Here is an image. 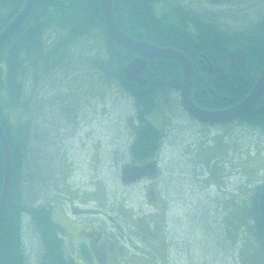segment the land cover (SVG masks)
Wrapping results in <instances>:
<instances>
[{
	"label": "trees",
	"instance_id": "trees-1",
	"mask_svg": "<svg viewBox=\"0 0 264 264\" xmlns=\"http://www.w3.org/2000/svg\"><path fill=\"white\" fill-rule=\"evenodd\" d=\"M23 1L0 0V30L15 13L20 11ZM111 1L113 18L125 34L159 47L177 48L188 55L193 64V87L199 93L197 97H194L198 104L213 107L221 103L210 96L207 87L201 84L205 79L207 83L212 81L215 85L207 84L208 87L213 90L220 88L232 98L230 103L224 106L237 104L249 93L254 85L256 74L264 66V9L262 8L251 15L254 21L246 24V27L228 31L217 26L218 17L224 15L219 11L211 10L204 15L205 13H195L189 8H179L176 11L174 6L170 13L158 17L155 16L152 8V3L156 0ZM207 1L215 6L225 5L223 0ZM258 4L264 5L262 1ZM29 12V15L21 22L22 24L0 46V121L9 144L12 161L10 193H8L0 222V264H30L23 245L26 238H31L28 243L30 244L35 236L39 242L37 252L30 255L34 258L33 264H72L60 244L62 228L52 219L50 213L52 206L50 202H45L46 194L40 205H33L39 198V195L34 192L35 188L52 183L53 177L48 178L50 175L48 170L45 177L36 175L33 181H29L31 177L22 176L25 159L29 156L30 161H33L38 158L39 152L34 148L32 150L27 144L31 121L23 112L22 118L24 116L25 118L20 119L16 130L12 131L8 125V117L20 108L26 111L30 106L33 93H39L45 88L46 82L52 77L51 74L55 71L64 73V69L69 70L70 61L66 60L68 45L89 36L95 30H100L105 35L106 56L103 61L93 59L90 67L100 73L103 79L115 80L135 105L142 107L136 116L139 130L135 142H138L137 152L150 150L155 146L157 134L144 117L156 106V100L164 101L166 111H170L173 104L176 105L177 101L170 100L168 95L178 92L180 70L173 61L160 60L158 74L162 81L161 86L155 88L148 84L144 88L125 81L121 68L134 58V54L117 45L108 35L104 19H102L100 0H38ZM224 17L235 16L224 15ZM24 24L26 27L22 29ZM53 28L61 29L64 36L47 47L44 43L45 32ZM235 48L242 49L247 56L246 69L236 75L238 76L237 85L231 81V78L221 82L220 76L212 78L201 71L198 63L200 56L206 55L209 59L220 62L225 60L228 51ZM154 64L150 63V65ZM201 76L202 79H200ZM172 77L177 78L175 83L169 82ZM232 89L235 90L233 94ZM200 90L205 93L201 94ZM260 103H264V95ZM237 121L249 123L254 127L258 126L264 130V114H257L253 109L237 118ZM8 129L11 130V134ZM34 139L41 142L39 137ZM137 152H134L132 156L137 154L138 159L146 160V152L141 154ZM2 161L0 150V192L3 178ZM23 182L25 184H22ZM260 182L248 215L255 222L256 231L253 234L255 243L264 250V232L259 224L256 203L264 189V180ZM23 229L31 235H28L29 237L23 235Z\"/></svg>",
	"mask_w": 264,
	"mask_h": 264
},
{
	"label": "rangeland",
	"instance_id": "rangeland-1",
	"mask_svg": "<svg viewBox=\"0 0 264 264\" xmlns=\"http://www.w3.org/2000/svg\"><path fill=\"white\" fill-rule=\"evenodd\" d=\"M223 1L225 2L224 6H215V4H209L207 0H156L152 3V8L155 16L158 17L170 13L174 6L176 11L179 8H189L195 13H205L204 15L211 10L219 11L224 15H233L235 17L227 18L222 15L217 19V22L219 21L217 26L228 31L246 27V24L254 21L251 15L260 11L261 8L264 9V5H257L261 1L264 3V0ZM26 24L22 26V29L26 27ZM63 36L64 32L61 29H50L45 36L47 47ZM104 39V33L95 30L89 36L82 37L77 42L71 43L72 45H68L66 60L70 61L69 70L64 69V73L55 71L51 74L52 77L46 82L45 88L39 93H33L28 109L23 111L20 108L8 117V125L12 131L16 130L19 120L24 119L25 116L31 121V131L26 139L27 144L32 150L34 148L39 152L37 159L30 161L29 156L25 159L22 176L24 178L31 177L29 181H33L36 175L41 178L45 177L46 170H48V174H50L48 178L53 177L52 183L35 188L34 192L39 195V198L33 205H40L43 196L46 194L45 202L51 203L50 213L53 221L65 227L64 240L67 245H69V239L73 238L72 233L75 230L73 221L63 215L64 209L59 205L61 196H58V193L62 185L65 191L94 193L98 200H105L110 204L117 201H127L133 205L127 209L134 210L137 208L135 202H144L145 198L143 197L147 190L146 185L126 189L119 180L122 173L118 166L125 160V146L131 137L129 125L133 122L132 118L136 113L134 111L136 107H133L130 96L118 86L115 80L103 79L100 73L90 67L93 59L103 61L105 58ZM168 96L170 100L177 101L176 104L179 105L178 94L171 93ZM156 102L159 101L156 100ZM178 105L173 104L172 113L167 110L169 114H165V117L162 115V110H157L149 115L148 119L161 131L162 135H169L166 133L165 127H168L172 122V127L176 128V134L174 133L172 141L174 144L168 147L167 154L169 156L164 164V168L167 170L165 184H169L173 191L178 189L177 192L182 193L181 198L183 199L187 198L185 194L188 195L186 191L188 181L185 177L188 161H185L187 158L180 154L183 149L182 143L187 140V137L189 138L191 133L193 135L190 139L191 142L197 144L203 142L212 147L211 144L216 143L215 140L222 136L214 135L212 138V133L209 131L206 134L197 135L199 130L190 128L188 118ZM23 112H25L24 118H22ZM10 129L8 130L11 134ZM239 129L235 151L238 154H246L247 158L246 160H238L240 169H234L235 175H230L231 169L229 168L228 174L223 176L222 183L216 181V185L209 173L210 176L207 180L200 182L199 178L193 177V184H191L199 192L204 186L203 190L208 192L205 194L210 199L215 197V185L219 187L216 194L222 195L224 201L234 194L236 200L234 204L239 209L240 233L236 248L240 252L238 256L240 261L233 257L236 254L230 252L225 254L223 258L216 257L217 259L213 264H264V250L255 243L253 234L256 229L248 215L252 208L251 202L256 198L255 195L258 192V180L264 173V155L260 156L259 150H256L257 153L254 157L248 155L247 149L255 139L250 136L256 128L249 123H240ZM226 134L228 135V133ZM258 134L255 132L254 137H258ZM36 137H39L41 142L35 140ZM221 142L225 143L224 141ZM257 145L254 146V149L251 148L250 152H255ZM215 148L213 146L208 151V158L213 153L216 154ZM175 150L176 154H172ZM221 156L225 160L223 162H226L225 152ZM199 161L197 159V162ZM63 162L66 163V171L59 168ZM126 167L129 166H124L123 169ZM169 168L171 169L169 170ZM222 168L223 166H221V170ZM223 171L226 172L225 168ZM218 179L220 180V177ZM62 180H67V182H62ZM232 186L235 190L237 188V193L233 192L232 194L230 192L233 189ZM95 197L93 198L96 199ZM227 205H224L223 208L226 209ZM65 211L67 212V207ZM177 212L182 214L183 210L179 208ZM68 213L67 215H69ZM22 233L27 237L31 235L24 229ZM26 239L27 243L25 242L23 246L28 260L30 259V264H33L34 258L30 255L37 252L39 240L35 236L33 241L28 244L31 238ZM193 259L198 260L200 264L205 262L202 255L193 257ZM207 263L212 264L211 261H207Z\"/></svg>",
	"mask_w": 264,
	"mask_h": 264
},
{
	"label": "flooded vegetation",
	"instance_id": "flooded-vegetation-1",
	"mask_svg": "<svg viewBox=\"0 0 264 264\" xmlns=\"http://www.w3.org/2000/svg\"><path fill=\"white\" fill-rule=\"evenodd\" d=\"M215 61L207 58L205 62L200 57L198 63L201 71L212 78L220 76L219 80L221 82L231 78V81H234L235 85H237L238 76L236 75L240 71L230 66L227 56L224 61ZM203 62L205 65H203ZM150 63L155 64L150 65ZM159 64L157 60L148 61L149 67L138 75L139 78L147 81L149 85L151 84L155 88L161 86L162 81L158 74ZM209 65L213 69L210 74L203 69V66L208 67ZM205 74H203L204 77H206ZM202 78L201 76L200 79ZM175 82L176 77L170 83ZM201 84L207 87L209 93L210 87L207 84L210 86L214 85L212 81L207 83V79ZM211 90L213 94L210 93V96L220 101L219 105L207 107L198 104L194 100L193 95L191 100L200 109L203 108L209 111H219L231 107L224 106L229 104L232 99L223 92L224 90L220 88L217 90L211 88ZM234 91L232 89L231 93L233 94ZM158 101L156 106L144 117L154 127V131L157 134L155 135V146L151 147L150 150L137 152L138 142L136 143L135 141L138 137L136 134L138 133L139 125L136 116L138 115L137 112L142 110V107L136 106L132 100L133 107H136L134 110L136 113L133 115V122L129 125L131 137L127 146H125V160L118 166L119 171L124 166L139 167V172L150 166L152 167V169L150 168L149 171L145 172V175L140 180L123 185L126 189L141 187V185H146L147 187L143 197L145 198L144 202H135L134 204L137 206L135 210L127 209L133 206L132 203H127V201H117L114 204H110L105 202V200H98L94 193L83 191L72 193L73 190L65 191L63 185L60 187L58 196H61L59 198L61 201L59 205L64 209L63 215L73 221L75 230L74 234L72 233L73 238L69 239V245H67L64 240L65 227L59 224L62 228V241L60 244L72 264H200L198 260L195 261L193 259V257L199 255L205 258V262H202V264H208L207 261H211L213 264L217 259L216 257L223 258L225 254L230 252L236 254L233 257L239 261V250L236 248V244L239 241L240 218L238 206L234 204L236 201L233 194L234 187L232 186L233 189L230 191L233 195L227 198L226 201L223 200L222 195L218 196L216 194L219 188L216 187V181H221L222 183L223 176L226 174L223 168L221 170V166L224 164L223 161H225L221 154L225 152V157L228 159L230 153L234 154L236 143L234 140L225 143H222L219 139L215 140L216 143L211 146L216 147V154L214 155L213 153L208 158V151L212 147L203 142L198 144L191 142L190 139L193 135L189 134V138L187 137V140L182 143L183 149L181 150L182 153H180L187 158V160H183L188 161V167L186 166L185 169V177L188 181V184H186L188 195L185 194L187 198L182 199V193L177 192L178 189L173 191L170 189L169 184H165L167 170L164 168V164L169 156L167 154L168 147L174 144L172 141L176 128L172 127V122L168 127H165L167 129L166 133H169V135H162L161 131L148 119V116L157 110H162L163 117H165V114L172 113L173 108L170 111L168 110V113L164 109L167 108L164 101L162 99ZM180 109L188 118L187 121L190 124V128L199 130L197 135L206 134V130L210 129L221 128L224 131V127L225 129L231 128L229 129L231 132L238 130V121H232L228 124L208 125L202 121H196L182 107ZM168 140L169 142L167 143ZM135 149L136 151H134ZM133 151L138 154L146 152V160L138 159L136 157L137 154L132 156L135 154ZM172 154H176V150ZM197 159L201 161L197 162ZM238 165L234 160H230L231 176L235 175L234 169H238ZM59 168L62 171H66V163L60 164ZM209 173L212 181L216 184V193L213 199L206 195L208 192L203 190L204 186L201 187L199 192V190H195L194 185H191L193 184V177L199 178L200 182H202L209 178ZM169 174H171L170 171ZM218 177H220V180ZM62 182H67V180H62ZM224 205H227L226 209L223 208ZM65 206L69 215L65 211ZM179 208L183 210L182 214H178L177 210Z\"/></svg>",
	"mask_w": 264,
	"mask_h": 264
},
{
	"label": "water",
	"instance_id": "water-1",
	"mask_svg": "<svg viewBox=\"0 0 264 264\" xmlns=\"http://www.w3.org/2000/svg\"><path fill=\"white\" fill-rule=\"evenodd\" d=\"M38 0H25L22 9L15 14V17L11 19L7 25L0 31V44H2L10 35L13 33L17 27L23 22L24 18L30 13L32 6ZM102 16L106 25L107 32L111 39L119 44L120 46L126 48L127 50H131L135 52L138 57L133 61L124 66L121 70L123 76L129 80L133 81L137 85L146 86V82L143 81L138 75L146 70V62L145 58H167L176 61L182 70V87L180 93V99L183 108L195 119L199 121H205L209 123H219L232 120L243 115L249 109L254 107L257 101L260 99L262 95H264V67L260 70L258 77L256 79L255 85H253V89L251 92L245 96V98L239 102L237 105L222 110V111H207L200 110L197 106H195L190 100L191 94V85H192V66L188 59V57L178 51L177 49L172 48H158L152 44L146 42H139L134 39H130V37L126 36L124 33L118 29L112 12L111 0H100ZM227 57L229 60V64L231 67H235L238 71L245 68V53L236 48L233 51L227 53ZM204 67V66H203ZM205 71L209 72V74L213 71V69L208 66L203 68ZM218 70V69H216ZM196 94V92H194ZM257 113L264 114V104L257 106ZM2 126L0 124V150L2 152V162H3V180L2 187L0 192V222L3 217V211L6 206L8 193H10L11 187V177H12V161L10 156L9 145L5 136L4 131L2 130ZM148 167L145 170H141L139 172V167H128L122 170L121 181L123 183L133 182L134 180L142 178L145 175L146 171H149ZM258 203V211H259V224L261 225L264 231V191H262Z\"/></svg>",
	"mask_w": 264,
	"mask_h": 264
}]
</instances>
